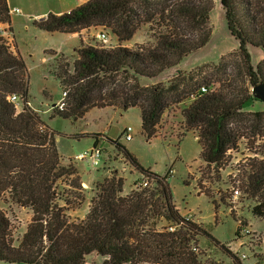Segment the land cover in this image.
Instances as JSON below:
<instances>
[{
    "label": "trees",
    "instance_id": "1",
    "mask_svg": "<svg viewBox=\"0 0 264 264\" xmlns=\"http://www.w3.org/2000/svg\"><path fill=\"white\" fill-rule=\"evenodd\" d=\"M226 27L237 41L229 52L236 59L205 62L154 83L164 70L201 49L211 34L209 13L213 0H87L62 13L47 12L32 24L46 32L79 33L91 26L108 29L118 41L130 39L142 26L149 40L133 47H106L83 43L69 61L62 53L45 50L55 62L53 75L66 92L63 107L53 104L55 116L81 119L91 108L139 109L140 133L148 141L159 134L163 112L188 101L180 115L178 143L192 132L199 158L219 178L230 150L241 142L253 154L237 168L233 183L254 201L251 214L264 224V110H245L256 97L251 90L264 83V58L254 66L248 47L264 52V0H220ZM3 32H12L7 0H0ZM0 32V201L30 210L23 234L14 244L12 223L0 206V260L24 264H87V257H102L99 264H215L202 259L198 237H206L222 253L240 261L190 215L176 207L168 183L169 171L160 175L145 168L120 141L105 137L122 158L153 185L131 188L123 194L124 179L116 171L94 184V195L81 218L68 209L84 201L77 168L62 164L55 135L29 105V73L16 44ZM144 81V82H143ZM204 85L207 91L199 92ZM18 96L20 111L9 96ZM99 132H83L97 144ZM165 137V136H164ZM209 178V175H208ZM211 178V177H210ZM68 190L60 194L57 183ZM184 184L189 182L185 179ZM197 186L200 184L197 182ZM213 206L218 203L207 191ZM223 200V197H220ZM62 201V203L60 202ZM165 222V223H163ZM172 227V229H169ZM239 228H237L238 230ZM236 230V233H237Z\"/></svg>",
    "mask_w": 264,
    "mask_h": 264
},
{
    "label": "rangeland",
    "instance_id": "2",
    "mask_svg": "<svg viewBox=\"0 0 264 264\" xmlns=\"http://www.w3.org/2000/svg\"><path fill=\"white\" fill-rule=\"evenodd\" d=\"M213 4L209 13L211 34L207 43L196 53L190 54L183 61L184 64L176 70H167L156 78H144L145 82H165L181 71H188L186 68L193 64L210 60L218 62L221 55H225L227 63L236 59L235 55H231L229 52L236 49L238 43L226 27L220 0H213ZM9 5L16 6L23 12V14L12 13L10 16L12 32L3 34L13 39L27 66L29 105L38 112L41 119L50 128L58 133L55 135V141L62 164L70 162L77 168L80 176L84 201L80 207L68 209L67 214L71 218H79L88 205L89 199L94 195V184L108 176L111 171H116L123 177L125 190L132 188L135 179L141 178L140 173L134 170L122 158L114 145L105 138L115 139L121 135L124 127L129 126L132 138L125 140L121 135L119 141L136 156L145 168L160 175L165 174L169 168L172 169L169 171L168 183L179 212L183 215H190L194 221L201 223L202 227L221 243L228 245L232 242L230 247H233V240L237 239V228H249L251 234L242 236L240 239L242 244L237 245L234 249L247 255V258L242 261L243 264H264V224L262 220L251 214L254 201L246 197L242 191L235 198L231 195V188L236 187L233 179L236 178L237 168L253 157V154L245 149L244 143L241 142L237 150L229 151L228 161L225 166L219 169V178L215 179L212 172L207 174L208 168L199 158L200 147L194 135L187 133L179 143L177 141L176 134L181 131L180 111L188 104V101L166 109L157 128L160 135L152 137L148 141L139 131L140 114L136 107L126 110L112 107L92 108L76 121L58 116L50 118L51 108L61 99L63 90L59 80L52 73L55 64L53 57L45 50L53 49L72 61L76 57L74 46L78 40L72 34L50 33L41 30L32 24L33 19L26 16L33 10L36 12L47 8L57 9V0H9ZM5 27L6 24L3 28ZM3 28H0V32H3ZM90 42L106 47L113 45L109 38L106 41L90 38ZM248 49L251 52L254 65L264 58L261 48L250 47ZM15 109L20 111V100L16 103ZM244 109H264V101L256 95L250 103L245 105ZM82 131L101 132L97 141L101 155L99 162L95 164H91L88 159L76 158V155L93 146L92 137L77 136ZM256 145H260V149H262L264 141L258 140ZM261 155L264 154H257L256 157L261 158ZM185 179L189 182L188 185L183 183ZM197 182L200 186H197ZM149 184L153 185V181L150 180ZM67 190V185L63 181L57 183V191L60 194ZM203 191L213 195L218 203L215 220L213 206ZM220 197H223V200H220ZM60 202L62 203V201ZM0 206L11 220L14 244H17L29 222L30 210L15 204H5L2 201H0ZM79 208L80 210L77 211ZM197 239V248L203 252L202 259H211L215 264H231V258L222 253L206 237L199 236ZM101 260L102 257L94 254L86 259L87 264H99ZM0 264L24 263H8L0 260Z\"/></svg>",
    "mask_w": 264,
    "mask_h": 264
},
{
    "label": "crops",
    "instance_id": "3",
    "mask_svg": "<svg viewBox=\"0 0 264 264\" xmlns=\"http://www.w3.org/2000/svg\"><path fill=\"white\" fill-rule=\"evenodd\" d=\"M85 1H87V0H57V5H58V8L57 9H50V8H47V9H45V10H38V11H34L33 10V12H28V14H26V16L28 17V18H31V19H38V18H41V17H43L47 12H54V13H62V12H65V11H68V10H70V9H72V8H74V7H76V6H78V5H80V4H82V3H84ZM7 3H8V6H9V9L11 8V6L9 5V0H7ZM9 13H10V16L12 15V13L9 11ZM5 24H0V28H3V26H4ZM4 29V28H3ZM3 29H2V31H3ZM100 31H104L105 32V34H106V39L104 40V41H106L108 38L110 39V42H111V44H113L112 46H114V45H117V44H121V45H124V46H127V47H133L134 46V44L135 43H143V42H146L147 40H149V37H148V31H147V27H145V26H142V27H140L134 34H133V36L130 38V39H128V40H124V41H118L117 40V38L108 30V29H104V28H102V27H100V26H91V27H89V28H87V29H83V30H81L79 33H65V34H72V35H74L76 38H77V40H78V42H77V44H75V46H74V49L76 48V47H78V45H79V38L82 40V42L83 43H91L90 42V38H94V35L96 34V33H98V32H100ZM4 33V32H3ZM53 33V32H52ZM54 33H56V32H54ZM60 33V32H59ZM92 44V43H91ZM248 48H250V47H248ZM200 50V49H199ZM199 50H197V51H199ZM249 50V49H248ZM197 51H195V52H192V53H190V54H193V53H196ZM249 53H250V57L252 56L251 55V52H250V50H249ZM190 54L189 55H187L186 57H184L177 65H175V66H173V67H170V68H168V69H166V70H164L163 72H165V71H167V70H176L178 67H180L182 64H184V60L188 57V56H190ZM205 62H212L211 60L210 61H204V62H201V63H196V64H193L192 66H190V67H188V68H186L187 70H189V69H191V68H193V67H195V66H197V65H200V64H202V63H205ZM214 62V61H213ZM251 63L254 65V63H253V61H252V57H251ZM175 67V68H174ZM162 72V73H163ZM162 73H160V74H162ZM159 74V75H160ZM158 75V76H159ZM157 77V76H156ZM155 77V78H156ZM154 83V82H153ZM52 106V105H51ZM92 109V108H91ZM248 110H250V109H248ZM259 110H264V109H259ZM88 111H90V109L88 110ZM88 111L86 112V113H88ZM86 113H85V115H86ZM46 123V122H45ZM139 131H140V128H139ZM84 131H82V132H80V133H83ZM99 133H101V132H99ZM188 133H191V134H193L192 132H188ZM194 135V134H193ZM194 138H195V136H194ZM131 189V188H130ZM129 189V190H130ZM129 190H125L124 189V187H123V191L124 192H122L123 194H125V193H127ZM88 203H89V201H88ZM87 209H88V205L86 206V208L83 210V212H82V215H80V217L79 218H81V217H83V215L86 213V211H87ZM78 210H80V208L79 209H77V211Z\"/></svg>",
    "mask_w": 264,
    "mask_h": 264
},
{
    "label": "built area",
    "instance_id": "4",
    "mask_svg": "<svg viewBox=\"0 0 264 264\" xmlns=\"http://www.w3.org/2000/svg\"><path fill=\"white\" fill-rule=\"evenodd\" d=\"M9 11L11 13H14V14H23L21 9L16 7V6H12L9 9ZM94 38L97 39V40L104 41L106 39V34H105L104 31H100V32H98V33H96L94 35ZM206 91H207V88L204 85L199 87V92L204 93ZM65 95H66V92L62 91V97L56 104L58 108H62L63 107L64 103H63L62 98ZM9 99L15 105L19 101V98L16 95L9 96ZM121 135L124 137L125 140H130L132 138L131 127H129V126L124 127L123 130H122ZM100 155H101V149L97 146V144H95V145L89 147L87 150H85V151L79 153L78 155H76V158H78V159H88L91 164H95V163L99 162ZM148 185H149L148 179L143 177V176H141V178L135 179L133 181L132 188H141V187H146ZM231 192H232L231 193L232 197L235 198L240 193V190L238 189V187H232L231 188ZM169 229H172V227H169ZM249 234H251L249 228L243 227L241 229H238L237 233H236V238L237 239L233 240V247H230L231 246L230 244L232 242H230V244H228V245L226 244V247L228 248V250L238 259V261H240L241 264H243L242 261L247 258V255L245 253L241 252V251L235 250L234 248L237 247V245L240 246L242 244V242H240V239L242 238V236L249 235ZM237 252H239V253H237ZM229 258H231V257L229 256ZM230 261H231V264H233L232 258L230 259Z\"/></svg>",
    "mask_w": 264,
    "mask_h": 264
},
{
    "label": "water",
    "instance_id": "5",
    "mask_svg": "<svg viewBox=\"0 0 264 264\" xmlns=\"http://www.w3.org/2000/svg\"><path fill=\"white\" fill-rule=\"evenodd\" d=\"M251 90L264 101V83L255 85Z\"/></svg>",
    "mask_w": 264,
    "mask_h": 264
}]
</instances>
